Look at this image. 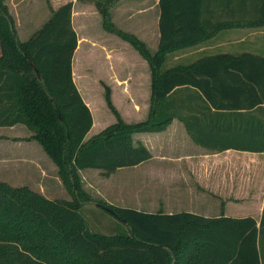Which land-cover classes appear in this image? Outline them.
<instances>
[{"label":"trees","instance_id":"16d2710c","mask_svg":"<svg viewBox=\"0 0 264 264\" xmlns=\"http://www.w3.org/2000/svg\"><path fill=\"white\" fill-rule=\"evenodd\" d=\"M231 1H250L254 7L218 8V3ZM73 6L68 0L53 8L21 40L7 0H0V125L23 122L31 128L72 194L71 199L50 198L30 185L0 180V264H264V210L259 221L253 215L205 217L99 199L98 204L113 207L116 216L126 219L129 231H95L80 210L92 196L81 185L79 172L92 167L109 175L150 158L151 150L134 133L164 129L182 113L171 99L182 85L199 88L209 98L220 95L219 107L256 106L262 111L255 136L199 134L189 115L180 114L196 141L211 149L264 151V56L223 54L163 68L169 52L198 44L229 22L219 19L218 11L239 17L248 13L251 23L264 24V0H159L155 51L138 34L118 26L107 3H99L103 26L148 60L152 92L147 117L128 121L104 83L116 119L88 138L93 113L74 79L79 37Z\"/></svg>","mask_w":264,"mask_h":264},{"label":"crops","instance_id":"0c3cea01","mask_svg":"<svg viewBox=\"0 0 264 264\" xmlns=\"http://www.w3.org/2000/svg\"><path fill=\"white\" fill-rule=\"evenodd\" d=\"M116 1L110 7L113 20L120 27L138 34L155 51L160 39L159 0H143L144 4L138 6L136 11H132L134 7H126L123 0L118 3ZM223 4L227 9L254 7V3L250 1H231L229 4L218 3V8ZM75 6L74 3L73 24L80 40V31L75 22ZM98 11L100 12L99 9ZM220 12L218 11L217 16L219 19H228L227 24L198 44L169 52L166 57L169 65L163 68L179 63L190 64L203 57L223 54L251 53L264 56L262 50L251 47V42L259 41L264 35V25L251 23L248 13L243 12L245 17H239L237 12L234 15ZM100 15L102 18L101 12ZM103 27L102 23V34L121 41L120 35ZM79 44L78 41L73 57V73L93 113V125L86 135L88 138L109 123L101 116L100 109L96 112L92 97L87 95L76 78L75 58ZM116 45L115 52L108 50L107 54L110 56H104L105 68H101L98 81L103 87V82L111 86L113 101L126 120L144 119L149 113L152 92L149 62L129 41L116 42ZM126 52L131 55L124 56ZM171 99L182 113H178L167 127L134 133L135 140L146 144L152 156L129 166L142 169L144 184L141 190L136 189L140 192L134 195L135 203L127 206L163 212L187 210L205 217L253 215L260 221L264 210V151L206 147L194 139L180 114L189 115L190 121L194 122L192 128L197 129L199 134L217 137L255 136L259 130L262 111L256 110V106L219 107L218 104L222 101L220 95L214 93L213 98H209L194 86L182 85L172 93ZM121 106L130 107V111ZM95 126H98L97 132H93ZM33 132L23 122L0 125V174L13 185H31L27 176L35 173L40 179H45L54 168L58 170L57 164L51 160ZM123 167L107 176H101L100 179L109 186V190H112V177ZM12 169L15 179L11 180L5 173ZM109 193L105 190L104 198L113 203Z\"/></svg>","mask_w":264,"mask_h":264},{"label":"rangeland","instance_id":"374dc122","mask_svg":"<svg viewBox=\"0 0 264 264\" xmlns=\"http://www.w3.org/2000/svg\"><path fill=\"white\" fill-rule=\"evenodd\" d=\"M66 1L68 0H7L9 9L15 19L18 37L21 40L28 39L50 17L53 8L58 7ZM73 1L76 4L75 22L80 31V44L75 58L76 78L82 88L87 92V95L92 97L94 102L93 106L96 112H99L100 109V114L104 117L105 122L111 123L115 121L116 116L107 105L104 87L99 83L98 79L101 68H105L103 63L104 56H110L107 54L108 50L115 52L117 49L116 42L118 43L126 39L119 36L121 41L120 39L115 41L110 37L111 35L101 33L102 18L98 11V4L107 3L108 6L111 7V4L115 0ZM118 1L119 0L116 2L118 3ZM122 2H126V7L131 9L134 7V10L132 11H136L138 6L144 4L143 0H123ZM118 15H120V12ZM251 47L258 48L264 52V35L259 41L255 40L254 42H251ZM129 54L131 55V53L126 52L124 56ZM167 65H169V59L165 60L163 67H167ZM104 83L105 82H103V85ZM121 107L124 108V106ZM124 109L128 112L130 111V107ZM97 131L98 126H95L93 132ZM90 134L93 133L90 132ZM50 158L53 160L51 156ZM53 162L55 161L53 160ZM79 172L81 185L92 196V200L85 201L80 209L84 214L90 229L105 233L128 232L129 227L126 222L102 205L98 204L97 200H106L103 195V192L106 190L110 192L109 194H111L114 204L127 206L131 203H135L136 196L134 195L140 192L136 189L140 188L141 190V187L144 184L142 169L139 170L129 166L123 167L112 177V190H109V186L103 184V181L100 179L101 176L104 175L101 169H83ZM13 173L15 172L12 169L9 172H6L5 175L9 176V179L12 180L15 179L13 178L15 177ZM27 177H29L28 179L31 181L30 186L32 188L42 192L50 198H72L70 190L63 182L58 170L56 171L55 168L45 179H40L35 173L32 176L29 175ZM3 178L4 176L0 174V180H4ZM141 197L139 199H141Z\"/></svg>","mask_w":264,"mask_h":264},{"label":"water","instance_id":"95a60500","mask_svg":"<svg viewBox=\"0 0 264 264\" xmlns=\"http://www.w3.org/2000/svg\"><path fill=\"white\" fill-rule=\"evenodd\" d=\"M32 64H33V63H32ZM100 204H101V203H100ZM101 205H102L103 207H105L106 209H108L110 212L114 213L115 215L118 214L117 211H116L113 207H111V206H109V205H106V204H101ZM122 220L126 222V219H125V218H122Z\"/></svg>","mask_w":264,"mask_h":264}]
</instances>
